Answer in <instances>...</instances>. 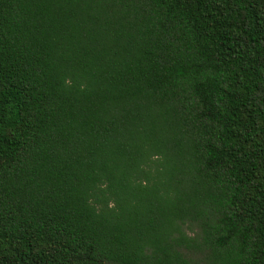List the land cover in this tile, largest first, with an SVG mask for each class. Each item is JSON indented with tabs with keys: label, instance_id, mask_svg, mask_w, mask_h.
<instances>
[{
	"label": "trees",
	"instance_id": "1",
	"mask_svg": "<svg viewBox=\"0 0 264 264\" xmlns=\"http://www.w3.org/2000/svg\"><path fill=\"white\" fill-rule=\"evenodd\" d=\"M0 264H264V0H0Z\"/></svg>",
	"mask_w": 264,
	"mask_h": 264
}]
</instances>
